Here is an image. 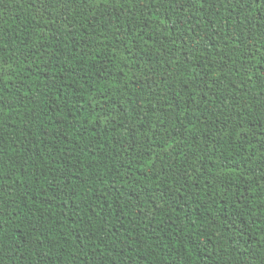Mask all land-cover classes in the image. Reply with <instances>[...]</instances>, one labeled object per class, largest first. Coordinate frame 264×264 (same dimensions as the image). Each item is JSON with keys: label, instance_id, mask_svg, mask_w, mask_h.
<instances>
[{"label": "trees", "instance_id": "trees-1", "mask_svg": "<svg viewBox=\"0 0 264 264\" xmlns=\"http://www.w3.org/2000/svg\"><path fill=\"white\" fill-rule=\"evenodd\" d=\"M0 264H264V0H0Z\"/></svg>", "mask_w": 264, "mask_h": 264}]
</instances>
